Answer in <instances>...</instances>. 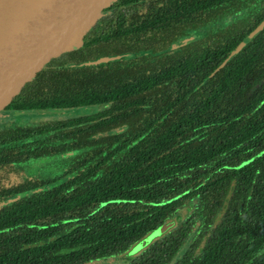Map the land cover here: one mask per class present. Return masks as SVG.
I'll list each match as a JSON object with an SVG mask.
<instances>
[{
	"label": "trees",
	"instance_id": "obj_1",
	"mask_svg": "<svg viewBox=\"0 0 264 264\" xmlns=\"http://www.w3.org/2000/svg\"><path fill=\"white\" fill-rule=\"evenodd\" d=\"M112 8L93 44L50 64L8 108L77 109L23 118L37 124L0 138L55 137L58 155L70 144L79 152L70 178L0 212V264L104 260L172 217L177 226L127 264H264V29L210 76L264 19V0ZM121 53L135 56L82 65ZM27 146L12 153L39 156Z\"/></svg>",
	"mask_w": 264,
	"mask_h": 264
},
{
	"label": "water",
	"instance_id": "obj_2",
	"mask_svg": "<svg viewBox=\"0 0 264 264\" xmlns=\"http://www.w3.org/2000/svg\"><path fill=\"white\" fill-rule=\"evenodd\" d=\"M118 0H0V122L8 117H39L55 112L71 114L77 109L35 111L8 110L10 104L27 89L28 85L41 76L50 64L75 50H81L97 40L96 30L106 19L111 6ZM264 29V19L251 30L230 51L228 56L210 74L212 76L234 57L242 47ZM201 37L195 32L175 42V49ZM132 53H121L99 57L82 63L93 66L122 59H133ZM263 151L260 153L262 154ZM258 156V155H257ZM256 156V157H257ZM252 161V158L243 164ZM52 185L42 187L47 189ZM234 184L224 200L223 211L227 208ZM12 201V200H11ZM182 213L186 209L181 210ZM183 217V215H182ZM177 226L175 217L170 218L156 229H152L124 252L105 261L84 264L123 263V259L138 256L155 241L161 239ZM37 245V244H34Z\"/></svg>",
	"mask_w": 264,
	"mask_h": 264
},
{
	"label": "flooded vegetation",
	"instance_id": "obj_3",
	"mask_svg": "<svg viewBox=\"0 0 264 264\" xmlns=\"http://www.w3.org/2000/svg\"><path fill=\"white\" fill-rule=\"evenodd\" d=\"M113 8L111 6L107 17H111L113 13ZM106 17V18H107ZM104 21V20H103ZM58 112V111H57ZM60 116L65 115L64 112H59ZM28 116L13 117L8 116L0 122V133L4 131H9L12 135H16L25 128L34 126L37 123L33 122H13L14 118H26ZM39 117H51L39 116ZM37 117V118H39ZM12 119V120H11ZM13 136L8 139L0 138V149H3L5 153L0 154V212H3L5 207L13 205L22 201L23 198H28L31 194L40 193V191L49 190L63 183L66 179L70 178V171L73 170V162L71 158L78 154L79 150L72 149V144L70 148H63L58 155V140L54 137L52 139H42V138H16ZM69 139L66 140V142ZM36 142V144H32ZM30 143V149L36 152L37 157L27 156L24 153L15 155L12 152L15 151H25ZM66 158L68 161L63 166L60 161L57 164L58 158ZM65 173V177L62 175ZM59 176L58 178H56ZM52 185L47 189L42 187ZM65 193H70L72 191L71 186H67ZM63 194V191H61ZM12 200V201H11ZM2 222V220H1ZM6 220L3 221V223ZM5 229H0L4 233ZM3 235V234H2Z\"/></svg>",
	"mask_w": 264,
	"mask_h": 264
},
{
	"label": "rangeland",
	"instance_id": "obj_4",
	"mask_svg": "<svg viewBox=\"0 0 264 264\" xmlns=\"http://www.w3.org/2000/svg\"><path fill=\"white\" fill-rule=\"evenodd\" d=\"M239 14H243V12L242 11H237V12H233V13H230V12H228V13H225L224 15H222L221 17H220V19L218 20V21H215L214 23H213V25L215 26V27H221V26H224V25H227V24H230V23H232L233 21H234V18L236 17V16H238ZM60 116V113L59 112H55V113H53L52 115H51V118H56V117H59ZM12 120V119H11ZM13 122H19V123H24L23 122V120L22 119H20V118H14V120H13ZM183 215V217H185V216H187V212H185V213H182L181 214V216ZM184 247H185V245L183 246V248L177 253V255H176V258L177 257H179L180 255H181V252L183 251V249H184ZM115 257V256H114ZM110 258H112V257H110ZM108 259V258H107ZM106 259H104V260H96V261H105ZM130 259H123V263L122 264H127L128 263V261H129ZM93 261H91V263H92ZM101 264H107V263H101ZM110 264H119V262H116V263H110Z\"/></svg>",
	"mask_w": 264,
	"mask_h": 264
}]
</instances>
